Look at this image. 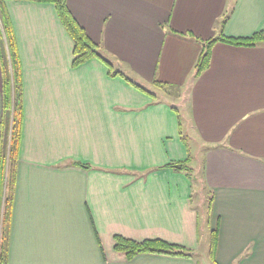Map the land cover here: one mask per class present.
Listing matches in <instances>:
<instances>
[{"label": "crops", "instance_id": "obj_1", "mask_svg": "<svg viewBox=\"0 0 264 264\" xmlns=\"http://www.w3.org/2000/svg\"><path fill=\"white\" fill-rule=\"evenodd\" d=\"M66 3L98 47L77 66L52 3L4 1L22 97L7 264H198L193 160L214 264H264V41H217L195 69L205 40L264 32V0ZM3 77L0 59V119ZM116 234L192 256L127 259Z\"/></svg>", "mask_w": 264, "mask_h": 264}, {"label": "trees", "instance_id": "obj_2", "mask_svg": "<svg viewBox=\"0 0 264 264\" xmlns=\"http://www.w3.org/2000/svg\"><path fill=\"white\" fill-rule=\"evenodd\" d=\"M4 1L0 0V49L4 47V41H7V48L9 50V56L11 67H13V71L15 75L13 86L14 89L17 90V94L14 95V98L11 99L7 96V88L6 81H8V75L4 76L5 80L2 82V113L0 119V191L3 197V209L1 216V228H0V264H7V256H8V237H9V227L11 220V207L13 202V191H14V182H15V167L17 162L18 155V146L19 140L21 137V121H22V112H21V104L22 97L21 91L18 88V68L19 61L17 56V50L14 41V35L11 27V23L7 14V11L4 7ZM43 2H50L54 5L57 16L59 17L62 25L65 27L67 33L72 39L73 48H72V60L71 65L77 66L85 60L98 56L97 44L94 43L90 37L87 35L83 27L77 22L75 17L70 12L66 0H37ZM222 41L228 44L237 45V46H254L260 42L264 41V32L258 31L253 33L250 36H227L221 34L217 37H211L203 42L202 50L197 58L195 63L196 75H198L201 71L206 69L209 65L211 47L217 42ZM5 50V48H4ZM1 54V52H0ZM7 64L5 59L3 63L1 62V71L3 70V65ZM5 67V66H4ZM8 87V84H7ZM10 89V88H9ZM11 91V90H10ZM12 92V91H11ZM13 108V120H12V128L10 135V148L9 154L11 157V168L8 172H4L5 161L6 158L4 154H6V150L1 147L2 143V135H3V124H5L7 120L8 107L11 105ZM114 246L113 248L123 253L124 256L129 259L133 256L140 253H157V254H168L175 256H192L187 248L184 246L173 244L167 242L165 240L154 238V239H143L141 241H136L134 239H130L121 235H114ZM213 247H214V236H212L211 243V255L213 256Z\"/></svg>", "mask_w": 264, "mask_h": 264}, {"label": "rangeland", "instance_id": "obj_3", "mask_svg": "<svg viewBox=\"0 0 264 264\" xmlns=\"http://www.w3.org/2000/svg\"><path fill=\"white\" fill-rule=\"evenodd\" d=\"M4 48H5V53L3 54L5 61H7V64L3 65V70H2V76H5L6 74L8 75V81H6V88H7V96L10 95L11 93V99L14 98V95L17 94V90L14 89L13 86V81L15 75L13 71V67H11L10 61V56H9V50L7 48V41H4ZM0 56H2L0 54ZM1 62L3 63L2 58L0 57ZM5 66V67H4ZM3 82L5 81L4 79L2 80ZM138 85L137 82H134ZM8 84V87H7ZM145 86H141L142 89L146 88L149 91H153V89H157L151 84ZM144 87V88H143ZM10 88V89H9ZM12 92H11V91ZM157 91V90H156ZM10 97V96H9ZM13 108L14 106L11 105L8 107V114H7V122L3 124V135H2V143L1 147L6 150V154H4L6 161H5V167H4V172H8L11 168V157L9 154V148H10V135H11V128H12V120H13ZM194 151L196 150L193 148ZM193 158H197L196 153H192ZM183 172L186 174L185 176L189 178L190 182L193 185V192H192V200L193 204L195 205V208L198 211V234L200 238V249L195 253V258L197 260L198 264H214V261L212 260V255H211V243H212V233L207 227L206 223V210L208 208V203H209V194L206 192V187L201 180L200 172L198 171L197 168V163L196 160L191 161L187 166L183 167ZM199 182V183H198ZM3 193V192H2ZM3 199V198H2ZM1 237V236H0Z\"/></svg>", "mask_w": 264, "mask_h": 264}]
</instances>
